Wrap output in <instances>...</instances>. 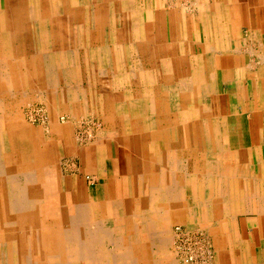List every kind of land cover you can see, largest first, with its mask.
<instances>
[{
    "label": "rangeland",
    "instance_id": "rangeland-1",
    "mask_svg": "<svg viewBox=\"0 0 264 264\" xmlns=\"http://www.w3.org/2000/svg\"><path fill=\"white\" fill-rule=\"evenodd\" d=\"M72 1L75 0H29L25 4L21 3L20 10L13 14L20 25L13 28L10 8L16 0H0V57L7 66V72L4 67L3 71L5 74L9 73L11 80L16 84L13 87L7 86L4 90L5 87L0 83V187L10 178L9 169L4 166L15 165L16 168L17 163L29 164L36 160V153L42 152L47 160V167L50 165L52 179H58L61 172V175L69 177L73 182H77L78 186L83 187L93 199L104 198L111 178H116L121 189L122 172L118 149L122 148L117 147L118 141L116 142L114 136L118 133H138L139 129H149V124L154 118L142 107L148 103L146 96L150 89L165 90L162 94L163 103L171 108V124H178L185 118L182 113L183 104L207 106L209 121L219 129H224L222 151L217 157L209 151L202 152L203 154L197 157L202 161L209 158L215 161L222 173L227 163H233L240 171L245 170L244 157H233L236 154L240 156L244 151L235 149L237 141L233 134L236 125H233L234 130L231 131L232 127L227 124L225 115L231 108L233 113H236L235 116H241L240 113L246 111L245 105L253 100L252 95L247 97L245 93L243 81L239 79L240 70H236L234 66L236 62L230 63L231 69L227 71L226 80L220 68L221 64L226 63L225 57L203 53L202 47V44L214 42L213 34L206 32L209 28H205L211 25L209 21L213 17H221L225 25L223 29L228 28V36L229 33L244 37L248 34L246 29L239 32L228 27V0H76L77 6L72 5ZM66 10H70L71 14L66 15ZM202 22L204 26L201 25ZM145 24L151 25V34L147 33L148 38L143 36ZM209 31L213 32L211 29ZM237 32L239 34H236ZM234 41L236 38L232 43ZM246 46L250 48L248 43L241 46V49L248 55ZM145 48L153 49L154 54L145 53ZM234 48L238 50L237 47ZM247 57L248 61L241 62V65L245 66V70H256L252 66L255 64L250 59L252 56ZM202 62H208L213 71L216 70L217 62L219 63V73L212 77L216 87L208 93V97H185L184 91L192 90L189 78L191 70L194 65ZM45 65L53 69L51 72L57 78L56 82H48L44 86L47 82L45 78L35 76L33 79L23 80L30 82L29 85L18 84L21 74L22 78L35 73L43 76ZM27 66L33 67L34 70L28 71L25 68ZM199 68L195 67L197 71ZM57 91H62L65 97L56 99ZM178 104H182V108L176 112L175 106ZM106 112L111 113L110 118L106 117ZM248 113L249 111H246L242 114L246 127ZM125 115L130 122L123 120ZM197 118L206 120L203 113ZM194 119L196 120V117ZM203 121L199 122L201 134L205 130ZM227 135L231 141L234 139L236 142L233 140L230 143ZM200 139L202 141L199 140L196 144L201 149H207L203 138ZM122 152L128 159L127 154L130 151L125 147ZM84 154L87 157L88 154L91 155V162L87 163V158L82 161ZM252 160L257 166L255 170L264 168L262 153L255 154ZM98 164L100 169L108 168L104 178L94 173ZM14 167L12 169L16 171ZM191 175L192 173L186 170L180 174L183 178L182 201L187 212L195 201L193 190L188 183L192 180ZM36 180L42 181L43 175L38 174ZM126 192L117 193L123 196ZM222 217L225 222H215L213 225H221V232L226 238L224 232L228 228L222 225L226 222L228 224L230 216L225 212ZM253 220L257 221L256 214H239L234 229L239 232L241 238L249 240L250 250L255 257L253 264H264V238ZM177 223L180 222L172 223L169 228L173 229ZM180 224L186 230L185 233L193 231L198 235L191 238L192 241H185L186 237H183L182 248L186 251L187 247L194 246L190 243L202 241L204 250L213 251L212 263L209 264H215L216 240L212 233H208L205 227L201 228L193 220ZM1 240L0 245H3L5 241ZM178 243V240L174 241L177 247ZM226 248L234 256L229 243ZM184 250H180L181 253L177 255L171 248L175 253L174 257L179 256L178 259L176 257L179 260L177 264H199L198 260L196 263H186L183 259ZM3 257L4 254L0 253V260ZM6 262L9 264V261Z\"/></svg>",
    "mask_w": 264,
    "mask_h": 264
},
{
    "label": "bare ground",
    "instance_id": "bare-ground-1",
    "mask_svg": "<svg viewBox=\"0 0 264 264\" xmlns=\"http://www.w3.org/2000/svg\"><path fill=\"white\" fill-rule=\"evenodd\" d=\"M27 1L29 0L13 2L14 5L10 8L11 19L14 21L11 25L13 28L20 25L17 17L13 14L20 10L21 3L25 4ZM73 4L77 6L76 0L72 1ZM70 14V10H66V15ZM209 22L211 25H205L207 26L205 28L209 29L207 31L205 28L202 29L213 34L215 39L213 43L202 44L203 53H213L214 56L220 54L225 57L226 63L221 64L220 67L217 62L215 72L207 64L208 62L194 65L200 68L198 71L195 67L192 68L189 77L192 90L184 91L185 97L197 99L198 95L207 96L216 87V84L212 82V77L218 75L219 67L227 80V71L231 66L230 63L234 61L236 70L238 68L240 70L238 71L239 79L243 81L247 97L252 95L253 98L248 103V110H252L256 106L255 109L258 108L261 119H264V45L258 40L256 41V32L249 34L250 41L254 43V48L249 53L258 58V62L256 61L252 66L258 68L256 71L245 70V66L241 65L239 61L241 56L234 48L239 46L236 42L232 43L231 37L226 33L228 28L223 29L225 25L222 23L221 17L219 19L213 17ZM201 25L204 26L203 22ZM210 29L213 32L209 31ZM150 30L151 25L147 24L146 26L145 24L143 28L145 38H148L147 33L151 34ZM197 42L194 41V43ZM144 50L149 55L154 54L153 49L145 48ZM253 58L255 57L253 56ZM3 67L6 71L7 66L4 64L3 58L0 57V83L6 90L7 86L13 87L16 84L11 80L9 73L5 74L7 71H3ZM25 68L28 71L34 70L33 67ZM43 68V76L35 73L22 78L21 74L18 84L20 86L22 83L29 85L30 82L24 81L33 79L32 77L35 76L45 78L47 82L43 84L44 86L48 82L49 84L56 82L57 78L51 72L53 69L46 65ZM57 92L56 99L65 97L62 91ZM147 92L146 102L148 103L142 108L149 111L154 119L149 124V129H139L138 133L133 131L132 133L115 134L116 142L118 141L117 147L122 148L118 149L122 172L121 189L118 187L116 178H111L106 189L107 194L103 199H93L83 187L78 186L77 182H73L69 177L61 175V172L58 179H52L49 172L50 165L47 167V160L42 152L36 153V160L29 164L17 163L16 168L14 165L16 171L12 169L11 165L4 166L9 169L10 178L6 179L7 181H4L0 187V239L2 242L5 241L3 245H0V253L4 254L0 264L7 263L6 260L9 261V264H177L179 256H176V259L171 248L178 255V247L174 245V241L180 235L178 232V229L182 228L180 223L187 220L195 222L196 217L205 219L210 217L209 215L221 219L223 210L229 212L230 216L228 224L226 222L222 225L228 228L224 232L227 235L226 238L221 232V225L214 226L213 222L207 223V221L198 222L201 228L202 226L205 228L213 226L210 229L216 233L214 234L216 240L215 264H253L255 257L250 250V242L241 238L234 226L237 215L256 214L258 221L256 228L264 238V168H261L260 171L255 170L257 166L252 160L255 154L262 153L264 155V142L262 141L261 145L243 149L244 171L237 169V166H230L222 170L223 173H226L223 174L221 171L216 173L220 183L214 185V191L208 196L206 192L211 191L205 189V185L198 179L204 180L202 175L207 172L208 175L205 177L212 181L214 173L217 171V164L210 158L202 161L197 155L209 151L216 157L219 156L222 151L224 129H219L209 121L207 106L200 105L198 107L195 103L183 104L182 113L185 118L178 124H171L172 119L169 117L171 108L168 104L163 103L164 95L162 94L165 93V90L150 89ZM154 96L159 97L155 98ZM135 102L139 104L137 101ZM175 107L176 112H179L182 104ZM201 113L205 115L206 120L197 118ZM110 114L106 112L105 115L110 118ZM0 117H2L1 114ZM176 119L174 118V120ZM123 120L130 122L126 115L123 116ZM200 121L204 122L205 130L202 134L199 129ZM200 138H203L207 149H201L197 145L199 140L202 141ZM125 147L130 151L127 154L128 159L122 152ZM88 157L84 154L82 161L87 158V163L91 162V155L88 154ZM185 170L192 173V180H186L190 183L195 200L188 212L184 207V201H182L183 178L180 176ZM228 171H232L233 174L230 179L226 180ZM38 174L43 175L42 181L36 180ZM118 190L121 193L122 191L127 192L120 196L117 193ZM198 204L202 205L200 213H198ZM209 206L212 207L209 208ZM174 222L180 223L175 224L173 229L169 228ZM227 243L231 245L234 256L226 248ZM157 252L164 254L161 261L154 258Z\"/></svg>",
    "mask_w": 264,
    "mask_h": 264
},
{
    "label": "crops",
    "instance_id": "crops-1",
    "mask_svg": "<svg viewBox=\"0 0 264 264\" xmlns=\"http://www.w3.org/2000/svg\"><path fill=\"white\" fill-rule=\"evenodd\" d=\"M259 3H261V4H259ZM226 14H228L227 22H228V25L230 24L229 25V28L231 30H235L236 29L239 32H240L241 29L248 30V34H246V37H244L243 35L240 36V34L238 32L236 33V34H239L237 36L234 35L233 33L232 34H229V36L231 37L232 40L234 38H236V41H234V42H236L238 44V46H239L238 47V50H237V52L239 53L238 55L241 56L240 59H239V61L240 62H246V61H248V59H247L248 57L247 56L251 55L249 52L251 51L252 48H254L253 47V44L254 43H252L250 41L251 38L249 37L253 32H256V34H257L256 35V37H257L256 38V41L258 40V42H260V43H262L264 45V0H259V1L258 0H233V1L232 0H228L227 1V4H226ZM250 31H252V32H250ZM248 43L250 45H252V46H250V48H247L246 49L247 54H248V55H246V54L243 53L244 50L243 49L241 50V47L240 46L246 45ZM251 56L252 57L250 59H251V61L253 60V63H255L256 61L258 62V60H257L258 58L254 54H252ZM253 56L255 58H253ZM232 62H234V61H232ZM254 68H256V70H257L258 67L255 66ZM229 70H230V68H229ZM229 70H228V72H229ZM256 70H254V71H256ZM230 85L231 84H229V86ZM236 93H239V92H236ZM248 105H249L248 103L245 105V110L246 111H249L248 117H247L248 120H246L247 127L248 128L245 126L246 125L244 123L245 121L243 122V118H242V114L243 113H246V111H242L240 113L241 116L237 117V116H235L236 113H233V110H231V108H230L226 112V115L224 114L225 117H226V120H228L227 121V124L230 127H232L231 128V131L234 130L233 125H236L235 126L236 127L235 128L236 131H234V134L233 135H235L234 138H235V140L237 142L234 139L233 140L237 144L235 146L236 147L235 149L237 151H239L241 149H246V148H248L250 146L261 145V142L262 141L264 142V128H263L264 127V119H261L262 117H260V113L258 111V108L255 109L256 106H254L252 110H248V108H247ZM233 120H235V122H233ZM229 136H230V134H229ZM246 139H247V141H246ZM258 139H259V141H258ZM229 140H230V138H229ZM232 141L230 140V143ZM248 141H249V143H246ZM238 154H240V152ZM233 157L239 158V157H242V154L240 156L239 155H234ZM230 166L231 167H235L236 165H234L233 163H227L225 165V169L228 168V167H230ZM97 167L98 168L96 169V172H94V173L100 175V178L101 177L104 178L103 175L104 174H107L108 168L106 167L105 169H103V168L100 169L99 168V165ZM207 170L209 172H211L208 168H207ZM220 171H221L220 168L217 167V171H215L212 181H211V179H208L207 177H205V176L208 175L207 172H204V175H202V176H204V178H203L204 180H202L201 178L198 179V181H201L205 185L204 186L205 189L211 191V192H206V194H208V196L211 195V193L214 191V189H213L214 188V185L217 184L218 182H220V179H218V175H217L218 172L220 173ZM224 173H226V172H224ZM228 173L229 174H227V175L225 174L226 175V178H225L226 180L230 179L231 178V175L233 174L232 171H228ZM207 180H209V181H207ZM222 183L224 185L223 179H222ZM95 194H98V193H95ZM197 207H198V213L202 212V210H200V207H202V205L198 204ZM209 207H211V206H209ZM225 212H227V211L226 210H223L222 215ZM227 213L229 215V212H227ZM222 215H221V219H217L215 217H212L211 215H209L210 217L205 218V219H202L200 217H196L195 218L196 221L194 223L197 224V225H200L199 224L200 221H207V223L208 222L209 223H211V222H213V223H215V222H219V223L220 222H225L224 221L225 219H223ZM228 220H229V218H228ZM254 222L257 223L258 221H254ZM214 226H216V225L214 224ZM211 227H213V226H211ZM211 227L205 228V229H206V231H208V233H212V236H215L214 234H216V233L215 232H212V229H210ZM223 231H224V229H223ZM162 257L164 258V254L163 253H160V252H157L154 255V258H156L158 261H161L162 260Z\"/></svg>",
    "mask_w": 264,
    "mask_h": 264
},
{
    "label": "built area",
    "instance_id": "built-area-1",
    "mask_svg": "<svg viewBox=\"0 0 264 264\" xmlns=\"http://www.w3.org/2000/svg\"><path fill=\"white\" fill-rule=\"evenodd\" d=\"M178 232L180 234L178 236L179 238H177V240L179 242L178 243V253H179L180 250H184L182 248V245H181V243H183V237L184 238L186 237L185 241H187V239L192 241L193 239H191V238H196V237H198V235L195 234V232H193V231H187L190 233H185L186 230H184L183 228L178 229ZM191 232H193V233H191ZM190 244L194 245V246L187 247V250L183 251V253H184L183 259L185 260L186 263L190 262V261H191V263H196V260L199 261V264H200V262H202L203 264H205V263L209 264L211 262L213 251H210V249H208V251L204 250L202 241L201 242L196 241L195 243H190ZM206 252H208L209 254L206 255ZM188 259H189V261H188Z\"/></svg>",
    "mask_w": 264,
    "mask_h": 264
}]
</instances>
